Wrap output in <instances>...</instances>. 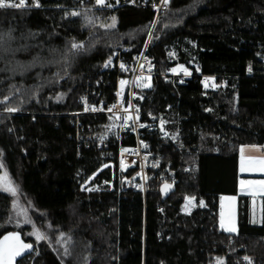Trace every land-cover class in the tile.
Returning <instances> with one entry per match:
<instances>
[{
	"label": "trees",
	"instance_id": "16d2710c",
	"mask_svg": "<svg viewBox=\"0 0 264 264\" xmlns=\"http://www.w3.org/2000/svg\"><path fill=\"white\" fill-rule=\"evenodd\" d=\"M152 20L149 9L75 0L0 8V165L33 225L11 220L12 196L0 188V236L17 230L33 246L17 264H249L245 255L264 264V196L253 224L237 185L239 146L264 145V0H172L152 29L157 75L136 92L144 116L162 122L148 139L162 158L195 163L197 174L164 191L118 193L106 184L117 147L77 145V118L96 130L109 121L77 116L80 96L114 100L118 75L107 61L115 49L138 53ZM177 63L192 75L170 78ZM202 63L213 67L215 87L195 73ZM221 194L238 196L236 233L218 224ZM186 198L194 199L188 213Z\"/></svg>",
	"mask_w": 264,
	"mask_h": 264
},
{
	"label": "built area",
	"instance_id": "2783aa9c",
	"mask_svg": "<svg viewBox=\"0 0 264 264\" xmlns=\"http://www.w3.org/2000/svg\"><path fill=\"white\" fill-rule=\"evenodd\" d=\"M75 1L82 6L136 7L149 9L153 13L152 25L142 49L130 58L126 57L125 50L115 49L107 61L109 66L116 69L118 75L113 92L114 100L103 104L102 101H95L84 94L79 98L82 110L75 113L77 116L100 115L109 118L101 130H96L94 126L82 123L77 118L75 132L77 145L84 143L98 150L108 149L110 145L117 147L116 162L107 164V189L118 193L140 191L145 195L152 189L164 191L174 187L184 174H197L195 163L181 164L164 159L152 148L148 136L158 128V121L151 114L144 116L141 109L142 97L136 95L137 91L149 88L157 75L156 63L147 50V44L159 14L172 0H167L166 4L164 0H104L105 4L110 5L107 7L98 5L96 0ZM170 54L173 55V52ZM178 77L180 81L185 80L182 75ZM121 81L124 83L121 84ZM162 135L166 136L165 133ZM129 137L133 138V142H125ZM245 257L247 256H243Z\"/></svg>",
	"mask_w": 264,
	"mask_h": 264
},
{
	"label": "rangeland",
	"instance_id": "374dc122",
	"mask_svg": "<svg viewBox=\"0 0 264 264\" xmlns=\"http://www.w3.org/2000/svg\"><path fill=\"white\" fill-rule=\"evenodd\" d=\"M210 46V44H209ZM172 55V54H170ZM173 56V55H172ZM213 67L209 63H202L200 66L195 68V73L201 74V82L204 88L207 87H215L214 83V71H212ZM192 70L187 68L181 63H177L173 67H171L168 71V74L170 77H175L178 75H182L184 79L192 75ZM158 129L159 131L162 130V122L158 121ZM107 165V164H106ZM246 180L243 181L242 188H244L241 192L245 193L248 192L253 195L251 204H249V214H250V222L253 224H259V222L256 220V218L259 216L258 211V197L264 196V176H253L245 178ZM87 184V183H86ZM82 185V189L88 190L87 185ZM0 188L2 190L10 189L8 190L9 194L12 196V210L10 214L11 220H13L16 224L21 223H28L32 225L31 220H29V216L27 215V210L23 206L22 201L20 200L18 194L16 193L14 187L10 185V181L8 178L7 173L3 169V167L0 165ZM12 189V190H11ZM7 191V190H6ZM238 197V196H237ZM194 206V199L193 198H187L185 199L184 205H183V212L188 213L192 207ZM255 221V222H253ZM33 227V225H32ZM34 233H39L37 230ZM248 257V256H247ZM249 258V257H248ZM245 259V258H243ZM249 262L248 259H245ZM216 264V263H215Z\"/></svg>",
	"mask_w": 264,
	"mask_h": 264
},
{
	"label": "crops",
	"instance_id": "0c3cea01",
	"mask_svg": "<svg viewBox=\"0 0 264 264\" xmlns=\"http://www.w3.org/2000/svg\"><path fill=\"white\" fill-rule=\"evenodd\" d=\"M243 169V170H242ZM237 173H238V193L246 194L249 196L250 204L253 195L248 192H241L243 181L248 177L264 176V145L258 144H243L238 148V163H237ZM263 196L258 197V211L259 216L256 220L259 224L262 221V207L261 199ZM232 220L235 224L236 231L228 232L221 227V221L223 220L225 224L229 220ZM250 219V214H249ZM218 224L220 228L230 234L236 233L238 230V197L235 194H221L218 200Z\"/></svg>",
	"mask_w": 264,
	"mask_h": 264
},
{
	"label": "snow or ice",
	"instance_id": "6c2138e0",
	"mask_svg": "<svg viewBox=\"0 0 264 264\" xmlns=\"http://www.w3.org/2000/svg\"><path fill=\"white\" fill-rule=\"evenodd\" d=\"M98 5H103L105 7L110 6L104 3V0H96ZM164 3H167V0H164ZM24 6V0H20L19 4L12 3L10 0H0V8L4 7H13V8H20ZM72 15H76V13H72ZM113 23L109 25V27H115V17L112 18ZM80 45L75 43L72 44L73 49L79 48ZM124 81H121L123 84ZM15 109H8V111H14ZM111 111V110H109ZM243 170V169H242ZM169 187V186H166ZM10 190V189H6ZM187 199V198H186ZM202 203V202H201ZM255 222V221H253ZM221 227L224 228L225 231L228 232H235L236 227L234 222L230 219L227 224L222 220ZM36 235L37 240H42L45 237L40 233H34ZM32 245L25 244L20 240L19 234H9V236L5 237L3 241H0V264H12L13 260L17 257H21L24 252L32 249ZM245 259L249 260V264H251V260L248 257Z\"/></svg>",
	"mask_w": 264,
	"mask_h": 264
},
{
	"label": "water",
	"instance_id": "95a60500",
	"mask_svg": "<svg viewBox=\"0 0 264 264\" xmlns=\"http://www.w3.org/2000/svg\"><path fill=\"white\" fill-rule=\"evenodd\" d=\"M14 233H15V234H19L20 240H21L23 243L28 244V243L23 239L21 233H20L19 231H17V230H9V231L3 233V234L0 236V241H3L5 237L9 236V234H14ZM31 252H32V249H30V250L24 252V254H23L21 257H17V258H15V259L13 260L12 264H17V262H18L19 259H21L22 257H24V256H26V255H28V254H30Z\"/></svg>",
	"mask_w": 264,
	"mask_h": 264
},
{
	"label": "bare ground",
	"instance_id": "6f19581e",
	"mask_svg": "<svg viewBox=\"0 0 264 264\" xmlns=\"http://www.w3.org/2000/svg\"><path fill=\"white\" fill-rule=\"evenodd\" d=\"M111 57V56H110Z\"/></svg>",
	"mask_w": 264,
	"mask_h": 264
}]
</instances>
